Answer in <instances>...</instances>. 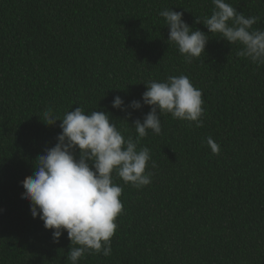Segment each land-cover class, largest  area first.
I'll list each match as a JSON object with an SVG mask.
<instances>
[{
	"label": "trees",
	"instance_id": "1",
	"mask_svg": "<svg viewBox=\"0 0 264 264\" xmlns=\"http://www.w3.org/2000/svg\"><path fill=\"white\" fill-rule=\"evenodd\" d=\"M264 30V0H226ZM212 0H0V264H71L67 232L59 243L33 218L21 185L34 160L61 132L41 117L82 107L110 112L125 137H136L148 81L186 75L202 91L203 126L161 115L149 130L151 183L122 187L123 211L112 254L86 253L79 264H264V65L209 34L191 62L168 42L162 10L208 33ZM131 112V116H128ZM219 145L211 152L207 138ZM155 167H152V163Z\"/></svg>",
	"mask_w": 264,
	"mask_h": 264
},
{
	"label": "clouds",
	"instance_id": "2",
	"mask_svg": "<svg viewBox=\"0 0 264 264\" xmlns=\"http://www.w3.org/2000/svg\"><path fill=\"white\" fill-rule=\"evenodd\" d=\"M212 3L211 16L196 20L205 25L208 33L192 30L184 21L183 12L162 10L159 15L169 29L167 41L191 62L205 54L209 34H219L231 45H242L238 56L257 66L264 65V30H253L258 18L246 17L226 0ZM144 84L143 104L133 100L125 105L120 96L111 102L112 108L125 112L128 108L150 106L142 120L134 121L135 139L125 137L106 111L86 112L79 106L60 118L48 108L41 117L49 126L61 121V132L57 143L35 158L33 175L21 181L25 190L21 198L29 202L32 217L39 218L44 228L52 231L54 243H59L67 232L71 245L67 258L71 264H79L90 252L105 257L112 254L111 238L118 228L115 221L123 211V189L114 182L113 174L137 188L151 183L152 173L146 171L150 149H138V144L149 130L156 135L162 133L161 115L171 114L175 119L194 122L196 127L203 126L202 91L189 77L168 76L164 82L153 80ZM207 145L213 154H219L220 147L210 136Z\"/></svg>",
	"mask_w": 264,
	"mask_h": 264
}]
</instances>
